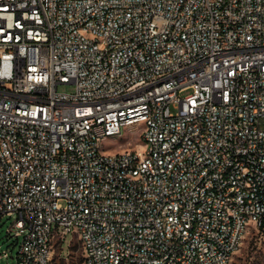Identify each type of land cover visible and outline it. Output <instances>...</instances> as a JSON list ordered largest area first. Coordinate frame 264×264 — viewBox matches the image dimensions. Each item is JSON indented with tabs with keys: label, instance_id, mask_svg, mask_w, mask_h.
Here are the masks:
<instances>
[{
	"label": "built area",
	"instance_id": "obj_1",
	"mask_svg": "<svg viewBox=\"0 0 264 264\" xmlns=\"http://www.w3.org/2000/svg\"><path fill=\"white\" fill-rule=\"evenodd\" d=\"M125 128L143 145L103 154ZM3 217L16 264L68 235L81 264L264 240V0H0Z\"/></svg>",
	"mask_w": 264,
	"mask_h": 264
},
{
	"label": "rangeland",
	"instance_id": "obj_2",
	"mask_svg": "<svg viewBox=\"0 0 264 264\" xmlns=\"http://www.w3.org/2000/svg\"><path fill=\"white\" fill-rule=\"evenodd\" d=\"M58 91L63 93H73V85H60ZM141 129L135 128L123 131L120 138H106L102 141V153L105 155H114L122 153L126 150L138 149L142 146ZM11 224V219L3 217L0 220V251H6L10 258L1 259L0 264H16L15 255L20 240L6 235V229ZM72 235L64 238L62 245L59 241H55L51 264H81L82 252L80 244ZM230 264H264V240L253 232L246 235L240 248L234 254Z\"/></svg>",
	"mask_w": 264,
	"mask_h": 264
},
{
	"label": "trees",
	"instance_id": "obj_3",
	"mask_svg": "<svg viewBox=\"0 0 264 264\" xmlns=\"http://www.w3.org/2000/svg\"><path fill=\"white\" fill-rule=\"evenodd\" d=\"M81 260H82V258H81Z\"/></svg>",
	"mask_w": 264,
	"mask_h": 264
}]
</instances>
